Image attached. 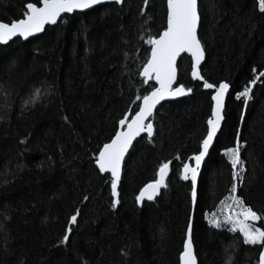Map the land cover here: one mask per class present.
Masks as SVG:
<instances>
[{"label":"trees","instance_id":"trees-1","mask_svg":"<svg viewBox=\"0 0 264 264\" xmlns=\"http://www.w3.org/2000/svg\"><path fill=\"white\" fill-rule=\"evenodd\" d=\"M29 2L38 0H0V22L24 18ZM198 11L201 74L226 81L230 92L193 209L190 181L179 173L206 134L213 91L192 80L185 54L177 60L178 81L193 92L155 109L153 137L137 139L123 161L115 209L111 176L95 165L119 120L129 119L137 97L155 85L139 71L150 54L148 35L166 26V0L62 15L40 35L0 46V264H179L189 217L198 264H259V245L211 227L206 215L230 194L232 168L223 153L237 140L245 165L237 194L264 214V77L251 86L247 106L237 99L264 72V13L257 0H198ZM33 93L36 100L25 104ZM165 161L168 186L137 205ZM77 211V223L69 224Z\"/></svg>","mask_w":264,"mask_h":264},{"label":"snow or ice","instance_id":"snow-or-ice-1","mask_svg":"<svg viewBox=\"0 0 264 264\" xmlns=\"http://www.w3.org/2000/svg\"><path fill=\"white\" fill-rule=\"evenodd\" d=\"M104 0H38V2H29L26 4L24 18L12 20L10 23L0 22V42H7L12 37L28 38L35 33L44 30L46 24H56L58 18L63 13H73L74 10L89 9L94 5L103 3ZM116 4L122 3V0H114ZM147 5L149 0H143ZM260 13H264V0H257ZM39 5V6H38ZM166 27L157 35H148L145 43L150 46V54L146 62L141 65L139 75L144 78L143 82L149 84L155 81L151 91L145 89L140 100L138 111L127 119L119 120V125L127 124L126 129L115 130V134L110 141L104 143L98 150L95 157V165L100 173H110L111 179V207L115 209L119 204L117 186L121 178V164L125 154L128 152L134 138L140 137L141 133H146L148 138L154 134V124L149 119L153 115V110L165 98H176L186 96L193 92V88L186 87L178 81L177 58L182 53H188L191 57V78L202 82L204 89L213 90L211 94V116L207 119L206 134L199 142L198 151L191 157L195 161L192 165L188 162L183 163L180 178L190 180V198L191 203L195 205L198 200V172L201 162L209 153L214 138L221 128V122L224 120V108L226 94L229 92L230 85L221 80L218 84L211 83L201 74V61L205 59V47L198 35V27L201 20L198 11V0H166ZM255 72V69H253ZM264 77V72L249 81L248 86L238 93L237 99L243 98V104L248 105L252 98V85L257 80ZM37 92L39 90H36ZM37 98L33 93L25 104L34 102ZM241 120L244 119V113L241 112ZM239 136V131L236 133ZM241 144L237 140L234 147L225 149V154L232 168L233 183L230 194L225 200L220 201L223 218L216 214L208 220L209 224L216 229L227 228L229 232H237L243 237L245 245H259V264H264V214L253 210L251 206L245 203L244 199L237 194L238 185L243 181L245 171L244 162L240 154ZM170 161L161 162L156 172V178L145 184L135 197V202L140 205L145 199L152 201L160 192V189L166 188V178L170 171ZM86 200L87 197L85 196ZM230 201V203H226ZM79 212L69 217L68 223H77ZM208 217L206 216V219ZM260 221L261 226H256L255 222ZM230 226V227H229ZM193 221L189 217L187 220L186 238L183 241V251L180 253L181 264H197V258L193 251L192 240ZM71 228L66 229L61 243L69 240Z\"/></svg>","mask_w":264,"mask_h":264},{"label":"water","instance_id":"water-1","mask_svg":"<svg viewBox=\"0 0 264 264\" xmlns=\"http://www.w3.org/2000/svg\"><path fill=\"white\" fill-rule=\"evenodd\" d=\"M124 0H122V2H123ZM106 4H116L115 2H114V0H104V2L103 3H101V4H99V5H94V6H92L91 8H89V9H84V10H74L73 11V13H63V14H61V16L62 15H72V14H74V13H83V12H86V11H89V10H91V9H93V8H95V7H98V6H101V5H106ZM120 4H122V3H120ZM120 4H117V5H120ZM39 6V5H38ZM167 8V7H166ZM59 19V18H58ZM58 21V20H57ZM53 25H55V24H46L45 25V27H44V29L47 27V26H53ZM166 27V26H165ZM199 28V27H198ZM44 31V30H43ZM42 31V32H43ZM42 32H40V33H35V34H33L32 36H29L28 38H23V37H12L11 39H9L7 42H0V46H5V45H7L9 42H11L13 39H15V38H21L23 41H26V40H28L29 38H32V37H36V36H38V35H40ZM187 55L188 57H190V54H188V53H182L181 55ZM180 55V56H181ZM179 58V57H178ZM178 58H177V60H178ZM190 59H191V57H190ZM204 61V60H203ZM203 61H201V65H202V63H203ZM200 65V66H201ZM198 81V80H197ZM154 83H155V81H153ZM199 82H201V81H199ZM205 90H211V89H205ZM213 91V90H212ZM229 92H230V88H229ZM229 92L226 94V98H227V96H228V94H229ZM189 95V94H188ZM187 96V95H186ZM182 97H184V96H182ZM178 98H181V97H176V98H165V100H163V101H161L157 106H156V108L159 106V105H161V104H163V103H165V102H169V101H172V100H175V99H178ZM226 98H225V101H226ZM142 102V101H141ZM155 108V109H156ZM155 109L153 110V113H154V111H155ZM138 110H139V108H138ZM137 110V111H138ZM135 114V113H134ZM133 114V115H134ZM132 115V116H133ZM131 116V117H132ZM131 117L128 119V120H130L131 119ZM152 117V116H151ZM150 117V118H151ZM149 118V119H150ZM223 122V121H222ZM222 122H221V125H222ZM126 127H127V124H125L124 126H121V125H119V127H118V130H122V129H126ZM219 131H220V129L218 130V133H219ZM218 133H217V135H218ZM143 135H146L147 136V134L146 133H141V136L140 137H142ZM140 137H136V138H134V140H133V143L137 140V139H139ZM216 138V137H215ZM215 138H214V141H215ZM133 143H132V145H133ZM213 144H214V142H213ZM131 145V146H132ZM131 146H130V148H131ZM213 146V145H212ZM130 148H129V150H130ZM212 148V147H211ZM129 150H128V152H129ZM128 152L125 154V157H126V155L128 154ZM207 156H208V154L206 155V157H205V159L201 162V165H200V170H199V172H198V177H197V179H199V175H200V171H201V169H202V166H203V163L205 162V160H206V158H207ZM125 157H124V159H125ZM124 161V160H123ZM123 161H122V164H121V172H122V166H123ZM195 164V161L194 160H192V165H194ZM98 169V168H97ZM103 174V173H102ZM110 176H111V174L110 173H108ZM120 180H121V178H120ZM190 181V180H189ZM120 182V181H119ZM118 186H119V183H118ZM118 186H117V191H118ZM139 194V193H138ZM158 195V194H157ZM156 195V196H157ZM144 201H147L146 199L144 200ZM142 203H143V201H142ZM141 203V204H142ZM194 208V205L192 204V209ZM183 251V250H182ZM193 251H194V248H193ZM195 253V252H194ZM179 264H181V262H180V255H179ZM197 264H198V262H197Z\"/></svg>","mask_w":264,"mask_h":264},{"label":"rangeland","instance_id":"rangeland-1","mask_svg":"<svg viewBox=\"0 0 264 264\" xmlns=\"http://www.w3.org/2000/svg\"><path fill=\"white\" fill-rule=\"evenodd\" d=\"M224 156L226 157V159H227V156H226V154H225V151H224ZM228 160V159H227ZM229 196V195H228ZM227 196V197H228ZM223 200H225V198L223 199ZM226 203H230V201H226ZM213 214H216L218 217H220L221 219L223 218V215H222V209H221V206H220V204L218 205V207L216 208V210L213 212V213H211V214H207L206 216L208 217L207 219H206V221H207V223L209 224V222H208V220L209 219H211L212 218V215ZM256 223V222H255ZM210 225V224H209ZM211 226V225H210ZM212 227V226H211ZM230 227V226H229ZM214 228V227H213ZM225 230H227V228H224ZM238 233H239V231H237ZM233 233V232H232Z\"/></svg>","mask_w":264,"mask_h":264},{"label":"bare ground","instance_id":"bare-ground-1","mask_svg":"<svg viewBox=\"0 0 264 264\" xmlns=\"http://www.w3.org/2000/svg\"><path fill=\"white\" fill-rule=\"evenodd\" d=\"M10 43V42H9Z\"/></svg>","mask_w":264,"mask_h":264}]
</instances>
